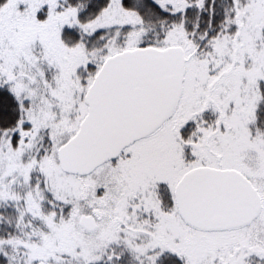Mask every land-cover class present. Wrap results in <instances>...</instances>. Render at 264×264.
<instances>
[{"label": "snow or ice", "instance_id": "obj_1", "mask_svg": "<svg viewBox=\"0 0 264 264\" xmlns=\"http://www.w3.org/2000/svg\"><path fill=\"white\" fill-rule=\"evenodd\" d=\"M0 264H264V0H0Z\"/></svg>", "mask_w": 264, "mask_h": 264}]
</instances>
